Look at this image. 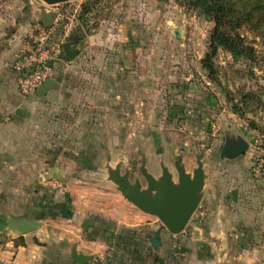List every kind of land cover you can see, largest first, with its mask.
Returning <instances> with one entry per match:
<instances>
[{
    "label": "rangeland",
    "instance_id": "1",
    "mask_svg": "<svg viewBox=\"0 0 264 264\" xmlns=\"http://www.w3.org/2000/svg\"><path fill=\"white\" fill-rule=\"evenodd\" d=\"M42 6L56 13L52 27L42 23ZM213 28L214 21L187 0H70L53 5L42 0H0V68L7 65L16 72L17 91L8 99L10 103L7 98L0 100V131L14 121L15 108L27 97L19 91L22 73L15 63L36 50V38L43 30L50 31L52 44L61 45L59 58L52 63L54 75L56 71L66 75L63 88L71 93V111L60 106L61 113L56 112L59 126L53 129L47 124L43 157L16 163L20 173L16 169L14 176L9 170H1L0 213L4 212L2 205L17 199L11 195L14 189H26L23 203L31 209L34 205L40 208L39 216L47 222L44 228H49L53 220L65 219L76 207L85 217L117 227L119 218L112 209L120 201L149 219L153 236L161 229V245L154 247L155 253L164 246V251L173 252L182 264L192 260L187 253L194 249L195 239L205 238L214 230L209 222L212 213H218L219 218L228 214L238 231L241 221L249 219L247 228L255 236L251 248L263 245L264 31L241 28L248 50L245 56L236 58L223 47L212 53ZM175 30L182 36L178 37ZM118 31L131 35L139 71L137 107L121 115L102 110L96 61L111 54L109 46L97 43L111 44ZM72 36L81 49L68 62L62 45ZM13 38L12 50L4 56L2 52ZM90 39L94 44L83 53ZM208 54L210 67L205 63ZM88 92L90 99L85 95ZM30 116L33 125L34 115ZM227 134L247 138L249 150L236 159L222 157ZM201 152L205 154L207 186L179 234L171 233L156 216L124 199L108 180V166L121 163L122 173L129 169L131 181L138 178L146 186L140 171L144 160L155 177L162 174L164 162L177 180L178 156L182 155L187 171L192 172L197 166L196 155ZM43 167L47 168L44 181ZM32 189L46 191L33 193ZM0 224L6 227L4 222ZM123 225L121 235L130 229ZM223 229L218 226V230Z\"/></svg>",
    "mask_w": 264,
    "mask_h": 264
},
{
    "label": "crops",
    "instance_id": "2",
    "mask_svg": "<svg viewBox=\"0 0 264 264\" xmlns=\"http://www.w3.org/2000/svg\"><path fill=\"white\" fill-rule=\"evenodd\" d=\"M14 38L10 39L9 43H11L5 46L2 52L4 56L12 50L11 44H14ZM91 41L93 40H88L83 53L91 49V45L94 44ZM97 45L109 46L111 53L108 57L96 60L99 68L98 87L101 90L98 99L103 105V112H113L118 115L132 112V109L137 107L138 81L136 77L139 71L131 35L118 31L111 44L99 42ZM66 61L71 62L68 58ZM87 62L90 60L87 59ZM59 64L62 66L63 63ZM62 67L64 68V65ZM65 76L56 71L53 79L59 83V87L50 89L45 96H40L37 90L27 95L22 104L15 108L14 121L1 128L0 177L3 176L1 170H9L12 173L11 176L16 175V169L19 168L16 163L22 164L43 157L41 147L45 144L43 135L47 124L52 125L53 129L59 126L60 119L57 114L61 113L58 112L60 106L66 112L71 111V107L68 106L71 93L63 88ZM15 79L16 72L10 66L1 65L0 100L7 98L6 102L10 103L8 99L11 100L14 93L17 94ZM85 95L89 99L92 97L90 92ZM4 113L7 112L4 111ZM32 114L34 115L33 125L30 121ZM42 170L44 181L47 179V168L43 167ZM17 171L20 173L19 169ZM206 186L207 183L205 189ZM26 191V189L12 191L11 195L17 199L10 201L11 204L2 205L4 212L0 213V223L4 222L3 217H21L26 213L34 219L45 221L42 216H39L40 208L34 205L31 209L23 203ZM32 191L33 193L39 191L42 194L46 189H32ZM55 192L58 191L55 189ZM225 210L228 212L227 209ZM79 211L81 208L76 207L71 214H66L65 219L58 217L60 220L50 222L49 228L43 226L34 232L20 236H15L6 227L0 226V264H79L71 257L74 246L80 253L93 256L87 264H182L173 252L164 251V246L161 251L155 253V246L152 244L153 225L149 223L147 217L144 219L128 205L118 201L112 209V212L119 218L118 222L130 228L123 235H121L120 223L117 227L114 223L101 224L85 217ZM211 215L213 216L210 217L209 222L210 226L211 224L214 226V230L209 232L211 234L209 236L205 234V238L195 239L194 249L187 253L192 259L189 264L264 263V244L252 248L250 246L255 236L250 234V229L247 228L250 223L249 219L246 223L241 221L242 228L238 231L234 227V222L232 223L227 218L228 214L221 218L218 213ZM218 226H223L224 229L218 230ZM206 239L211 243L206 244Z\"/></svg>",
    "mask_w": 264,
    "mask_h": 264
},
{
    "label": "water",
    "instance_id": "3",
    "mask_svg": "<svg viewBox=\"0 0 264 264\" xmlns=\"http://www.w3.org/2000/svg\"><path fill=\"white\" fill-rule=\"evenodd\" d=\"M46 4L53 5L70 0H42ZM56 13L47 11L45 6L41 7V20L45 27H52L55 23ZM178 37L182 36L179 30H175ZM77 38L69 37L63 43V50L68 59L74 60L81 49L76 45ZM59 83L48 78L37 88L40 96H45L52 88H58ZM250 147V142L242 135L227 134L220 155L226 159H236L244 155ZM204 152L196 155L197 166L192 172H188L182 155L175 162L177 180L169 167L161 162L162 174L155 177L147 168L145 160L140 171L147 181L143 187L140 179L131 181V172L127 169L122 173L121 163L115 167L108 166V180L112 181L124 199L132 203L146 214L156 216L168 231L173 234L181 233L193 213L199 206L205 190L207 174L204 168ZM7 230L13 235L20 236L34 232L45 225V221L30 217L29 213L21 217H3ZM161 229L156 231L152 238L153 246H160L159 239ZM72 259L79 264H87L93 259L92 255L80 253L74 246L71 251Z\"/></svg>",
    "mask_w": 264,
    "mask_h": 264
},
{
    "label": "trees",
    "instance_id": "4",
    "mask_svg": "<svg viewBox=\"0 0 264 264\" xmlns=\"http://www.w3.org/2000/svg\"><path fill=\"white\" fill-rule=\"evenodd\" d=\"M204 16L214 21L210 48L215 53L223 47L233 57L245 56L248 45L241 28L264 31V0H187ZM205 63L211 66V54Z\"/></svg>",
    "mask_w": 264,
    "mask_h": 264
},
{
    "label": "built area",
    "instance_id": "5",
    "mask_svg": "<svg viewBox=\"0 0 264 264\" xmlns=\"http://www.w3.org/2000/svg\"><path fill=\"white\" fill-rule=\"evenodd\" d=\"M49 37L50 31L43 30L36 38V50L31 55L22 56L15 63V68L22 73L18 78V87L24 96L35 92L46 79L54 77L52 63L59 58L61 45L52 44Z\"/></svg>",
    "mask_w": 264,
    "mask_h": 264
},
{
    "label": "flooded vegetation",
    "instance_id": "6",
    "mask_svg": "<svg viewBox=\"0 0 264 264\" xmlns=\"http://www.w3.org/2000/svg\"><path fill=\"white\" fill-rule=\"evenodd\" d=\"M160 175H161V174H160ZM160 175H159V176H160ZM159 176H158V177H159ZM174 177H175V176H174ZM146 186H147V181H146ZM146 186H143V187H146Z\"/></svg>",
    "mask_w": 264,
    "mask_h": 264
}]
</instances>
